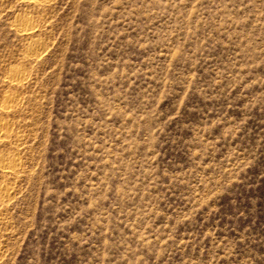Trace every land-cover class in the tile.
I'll use <instances>...</instances> for the list:
<instances>
[{"label": "rangeland", "instance_id": "rangeland-1", "mask_svg": "<svg viewBox=\"0 0 264 264\" xmlns=\"http://www.w3.org/2000/svg\"><path fill=\"white\" fill-rule=\"evenodd\" d=\"M3 121L0 264H264V0H0Z\"/></svg>", "mask_w": 264, "mask_h": 264}, {"label": "bare ground", "instance_id": "bare-ground-1", "mask_svg": "<svg viewBox=\"0 0 264 264\" xmlns=\"http://www.w3.org/2000/svg\"><path fill=\"white\" fill-rule=\"evenodd\" d=\"M25 3H27L28 5H32V6H41V5H46L48 3H50L52 0H23ZM24 22V21H23ZM27 24V23H26ZM28 24H30L28 22ZM18 26V31L20 33V35L25 34L32 37V35L35 33V27L32 25H25L23 24H17ZM17 30V29H16ZM24 36V35H23ZM38 44H35V46L33 45L29 51H28V56L29 57H35V56H39V47L37 48ZM18 72V71H17ZM14 73V74H13ZM10 80L11 83L16 84L15 86L19 85L22 83V77L21 74H15V71L12 72V75H10ZM12 94V93H11ZM10 93L5 95L4 98V103L2 105L1 110L4 111V113H9L10 111H12V109L14 108V104L16 102V99L14 96L16 95H11ZM9 123L7 121H3L0 122V141H4L6 137L10 138V130H9ZM17 168V162H16V158L12 157L11 158H6V157H0V170L1 173L6 174H10L16 171ZM12 189V188H11ZM9 188L7 186H0V201H2V199L7 196L9 194ZM3 204V203H2Z\"/></svg>", "mask_w": 264, "mask_h": 264}]
</instances>
